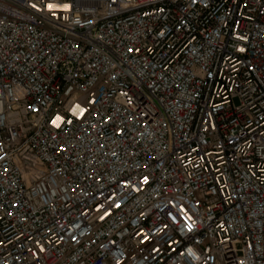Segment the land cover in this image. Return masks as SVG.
Returning <instances> with one entry per match:
<instances>
[{"label":"built area","instance_id":"obj_1","mask_svg":"<svg viewBox=\"0 0 264 264\" xmlns=\"http://www.w3.org/2000/svg\"><path fill=\"white\" fill-rule=\"evenodd\" d=\"M0 264H264V0H0Z\"/></svg>","mask_w":264,"mask_h":264}]
</instances>
